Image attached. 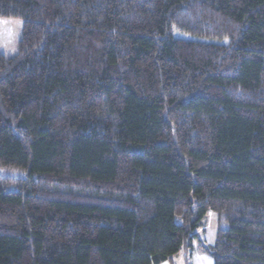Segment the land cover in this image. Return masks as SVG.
<instances>
[{
    "label": "trees",
    "instance_id": "obj_1",
    "mask_svg": "<svg viewBox=\"0 0 264 264\" xmlns=\"http://www.w3.org/2000/svg\"><path fill=\"white\" fill-rule=\"evenodd\" d=\"M0 17L22 21L0 167L24 173L0 177V264H264V0H0Z\"/></svg>",
    "mask_w": 264,
    "mask_h": 264
},
{
    "label": "rangeland",
    "instance_id": "obj_2",
    "mask_svg": "<svg viewBox=\"0 0 264 264\" xmlns=\"http://www.w3.org/2000/svg\"><path fill=\"white\" fill-rule=\"evenodd\" d=\"M21 35H22V21L20 19L0 17V54L5 57H13L14 55H16L18 51V42L21 39ZM172 35L174 38L177 39H183L188 41L190 40L202 41V39L200 38L179 32L175 27L172 28ZM210 42L215 44L227 45L229 40L228 39H222L219 41L212 40ZM0 177L20 179L24 177V173L19 170L0 167ZM9 189L13 190V187H9ZM202 223H203L202 227H200L196 231L198 239H200L201 242L205 245H213L216 237V232L219 227L218 214L214 212H208L205 215ZM225 226H226L225 222L221 221L220 227L224 228ZM194 246L198 248V241L194 242ZM184 259H185L184 251H181L177 256L173 258V264H185ZM208 260H209V264H213L211 257L208 256Z\"/></svg>",
    "mask_w": 264,
    "mask_h": 264
},
{
    "label": "crops",
    "instance_id": "obj_3",
    "mask_svg": "<svg viewBox=\"0 0 264 264\" xmlns=\"http://www.w3.org/2000/svg\"><path fill=\"white\" fill-rule=\"evenodd\" d=\"M209 264L208 256L196 250L194 254L190 257V264ZM160 264H169L167 262H163Z\"/></svg>",
    "mask_w": 264,
    "mask_h": 264
}]
</instances>
